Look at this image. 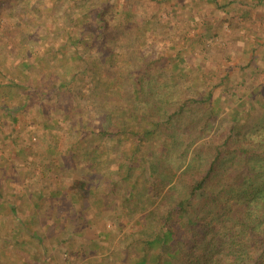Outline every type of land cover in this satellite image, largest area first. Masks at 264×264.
<instances>
[{"label": "rangeland", "instance_id": "obj_1", "mask_svg": "<svg viewBox=\"0 0 264 264\" xmlns=\"http://www.w3.org/2000/svg\"><path fill=\"white\" fill-rule=\"evenodd\" d=\"M255 1L0 0V70L31 87L24 106L0 97V264H121L116 254L146 223L127 196L149 179L130 131L148 125V113L139 100L134 120H124L127 89L101 86L107 77L126 83L134 68L148 72L154 93L142 99L169 112L211 94L209 138L223 140L238 111L246 137L264 139V0ZM102 33L105 47L70 38ZM94 61L99 83L85 76L65 93L61 82L75 72L82 79ZM196 106L187 113H201ZM123 121L128 131L116 133ZM154 148L151 159L162 160ZM163 164L176 171L175 157Z\"/></svg>", "mask_w": 264, "mask_h": 264}, {"label": "trees", "instance_id": "obj_2", "mask_svg": "<svg viewBox=\"0 0 264 264\" xmlns=\"http://www.w3.org/2000/svg\"><path fill=\"white\" fill-rule=\"evenodd\" d=\"M214 1L219 5L218 0ZM258 3L259 0L255 1L257 8ZM244 11L243 19H247L250 10ZM96 15L102 17L101 12ZM227 19L232 21L230 17ZM97 36L70 38L78 44L90 41L105 47L109 43L106 33ZM78 55L79 52L71 58H80ZM95 67L98 68V63L94 61L92 67L87 66L82 79L75 72L61 82L60 85L66 87L65 93L73 90L77 79L99 83ZM175 68L178 70V63ZM131 72L136 76L126 83L117 74L101 80V86L108 89H127L126 97L123 94L125 98L120 99L122 107L131 108V103L140 100L142 105L145 102L144 109L148 113V125L132 127L130 131L135 144L134 155L140 152L149 164V179L140 193H135L133 185L134 190L127 196L128 201H136L132 209H139V220L146 223L138 235L129 234L132 240L127 253L116 254L121 264H264V139L246 137L244 127L237 125L238 111L231 116L223 140L216 136L209 138L210 124L217 119L211 94L205 99L178 101L174 111L169 112L159 102L142 99L152 89L146 75L149 73L137 68ZM1 74H4L2 70ZM16 79L15 75L6 74L4 80H0V97L8 102L16 100L18 105L24 106L25 100L30 98L31 87ZM56 90L61 91L57 85ZM152 93L153 90L149 95ZM124 102L127 104L123 105ZM193 104L202 112L193 110L188 114L186 110ZM139 108L143 110V106ZM135 111L134 108L129 112L124 110V120H134ZM154 116L159 117L158 120ZM163 116L167 117L164 122L160 119ZM128 123L121 122L116 133L128 131ZM114 132L111 128L102 131L103 134ZM156 146L160 154L164 153L162 160L151 159L152 148ZM168 156L175 157L177 163L172 174L163 171V160ZM132 159L135 160V156ZM128 168V177H131L132 168ZM11 211H17L16 207Z\"/></svg>", "mask_w": 264, "mask_h": 264}]
</instances>
